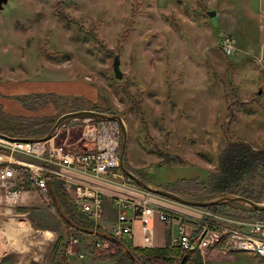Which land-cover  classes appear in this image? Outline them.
Instances as JSON below:
<instances>
[{
  "label": "rangeland",
  "instance_id": "rangeland-1",
  "mask_svg": "<svg viewBox=\"0 0 264 264\" xmlns=\"http://www.w3.org/2000/svg\"><path fill=\"white\" fill-rule=\"evenodd\" d=\"M54 1L2 2L0 87L17 80L19 88H0L4 90L0 95L1 132L16 135L32 121L30 117L39 118L33 117L34 108L22 104L25 95L19 92L27 84L47 81L51 71L47 73L45 65H59L54 76L86 79L96 96L82 99L122 118L126 129L124 165L148 186L163 189L176 180L195 179L197 186L190 184L182 193L207 199L208 171L216 166L224 134L253 146L264 143V0H63L62 9L85 28L92 25L110 49L115 47L132 6L138 5L134 31L113 56L105 55L76 23L67 25L59 19ZM208 11L214 12L208 15ZM226 35L236 47L231 56L220 48V39ZM115 54L119 55L121 78H116L112 69ZM124 76L133 79L131 94L142 95L143 121L121 89ZM62 107L58 105L48 116H58ZM17 116L29 119L24 122ZM78 137L72 132L67 141L72 145ZM156 147L182 157L185 163L158 165L161 158ZM257 181L253 194L263 196L264 180L259 186ZM21 191L22 196L11 198L8 205V246L18 227L23 230V248L18 253L9 248L1 255L0 264H65L53 248L61 237L58 249H64L68 236L50 198L31 186ZM230 205L214 213L235 212L237 203ZM212 251L201 255L207 264H224L223 257H227L225 264H264L251 254L227 253L220 248ZM84 254L82 258L68 257V264H114ZM154 263L161 264V260Z\"/></svg>",
  "mask_w": 264,
  "mask_h": 264
},
{
  "label": "built area",
  "instance_id": "built-area-1",
  "mask_svg": "<svg viewBox=\"0 0 264 264\" xmlns=\"http://www.w3.org/2000/svg\"><path fill=\"white\" fill-rule=\"evenodd\" d=\"M220 48L225 55H233L236 51L233 38L223 36ZM106 115L65 118L53 124L51 136L45 140H23L0 132V187L8 201L19 198L21 189L27 186L49 197L48 181L59 180L77 210L94 222V229L100 227L124 243H130L133 225L138 221L140 247H156L154 224L159 222L166 228V245L180 247L182 252L198 249L205 257L220 247L222 252H244L264 258V222L221 223L214 221L208 212L195 215L198 211L194 206H189L191 213L171 208L156 202L161 195L141 187L126 175L120 167L121 123ZM72 132L79 137L71 145L67 139ZM107 207L115 213L110 224ZM95 233L94 230L88 235L95 253H111L113 244ZM64 254L84 256L78 238L68 236Z\"/></svg>",
  "mask_w": 264,
  "mask_h": 264
},
{
  "label": "trees",
  "instance_id": "trees-1",
  "mask_svg": "<svg viewBox=\"0 0 264 264\" xmlns=\"http://www.w3.org/2000/svg\"><path fill=\"white\" fill-rule=\"evenodd\" d=\"M63 5V0H55L53 2L54 14L59 19L65 21L67 25L76 23L79 31H83L85 36L92 40L93 44H98L101 49H103L105 55L113 56L115 52H120L121 47H123V44L134 31V19L138 12L137 4L132 6L130 15L125 18V27L120 33L115 47L111 49L105 47V44L99 38V35L94 32V27L92 25L85 28L81 23L77 22L78 20L72 18L64 9H62ZM124 78L125 79L121 85V89H123L124 94L131 101V107L135 109L136 116L143 121L142 95L138 94L133 96L130 92V86L133 84V79L129 76H124ZM55 96L56 95L52 93L25 96V98L22 99V104L26 107L33 108L34 106H43L47 103H51L55 108L58 105H63V111H61L58 116L51 115L34 119L30 117L32 121L22 127L21 130L18 129L20 133L13 136L32 139L40 138L51 130L53 124L61 115L68 112L85 109L97 110L103 113L106 112L105 109H97L93 107L90 101L82 99L81 97ZM16 118L21 119L24 122L29 119V117L25 118L22 116H18ZM38 126L44 127V131L41 132V128ZM35 129H37V131H35ZM45 132L47 133L44 134ZM224 136L225 144L217 156L216 166L208 171V180L205 185L206 187L204 188L205 193L209 196L207 199L203 197H190L188 194L184 192L182 193L183 188H188L190 184L195 185V179L176 180L163 189L178 194L183 198L198 201L211 200L225 195L232 197L243 196L254 202L262 201L261 199H264L262 194L254 195L253 191L256 186L255 179H258L257 186H259V181L264 180V143L253 146L245 139H233L228 133L224 134ZM155 151L161 158L158 165H182L185 163V159L179 157L178 155L162 151L157 147ZM196 186L197 185H195V187ZM48 191L52 206L54 207L59 219L63 222L67 236L78 238L83 254L84 252H86V254L91 253L95 259L112 260L114 261V264H147L149 261L151 264H155L154 262L158 259L161 260V264H179L181 258L186 252H182L180 247H168L167 245L164 247L143 248L140 247V245H133L127 241L124 243L121 240L113 238L107 232L102 231L100 227H96V229H94V222L77 210L76 206L70 201L69 196L63 190L61 181H48ZM232 202L237 203V201L229 200L220 201L206 206V208L212 212H216L221 207L226 205L231 206L230 204H232ZM234 208L238 212L236 213L235 211L234 213H230L234 218L264 221V209L259 210L250 206H245L244 208H238V206H235ZM226 212L227 211H225L224 214ZM94 230L96 231L95 234L101 239L108 240L113 244L114 250L111 253H108L107 255H97L95 253L91 239L88 236L89 233ZM60 241L61 237L57 239L53 251H58L61 261L68 264V257L64 254V250L58 249ZM88 241H90V244ZM187 261H189L190 264H207L202 260L201 253L198 249H193L190 252V255L186 259V262Z\"/></svg>",
  "mask_w": 264,
  "mask_h": 264
},
{
  "label": "crops",
  "instance_id": "crops-1",
  "mask_svg": "<svg viewBox=\"0 0 264 264\" xmlns=\"http://www.w3.org/2000/svg\"><path fill=\"white\" fill-rule=\"evenodd\" d=\"M56 66H59V65H50L49 67H47L45 65L44 68H47V73H49V71H51V74L49 73V78L46 79L47 81H41L38 83L27 84L26 87L21 89L19 93H23V95H25V96H28L27 94L32 96V95H37V94L52 93L54 95L58 94V95H61L64 97L65 96H76V97H81V98L83 97L84 98L85 95H89L90 97L95 98L96 91L92 86H90L88 84L86 79H84L82 77L77 78V77H73V76H57V75L54 76L52 73L61 69V67L59 69H55ZM10 71L13 72V68H10ZM2 75H3L2 71L0 70V83H3L1 81ZM5 84L6 85H2L1 87L7 86L9 91L18 90V88H19V85H18L19 81H17V80L9 81V83L7 82ZM3 91L4 90H0V95H2ZM1 98L2 97H0V101H1ZM10 105L12 108H15L16 110L20 109L19 106L14 104V103H10ZM1 106L3 107V105L0 103V107ZM33 108L35 109V115L33 117L48 116L49 114L55 113V110H54L55 107L51 103H47L45 106H42L41 108H37L36 106H34ZM44 114H46V115H44ZM150 187H152V186H150ZM152 188H161V187H154L153 186ZM22 194H23V192L21 193L20 197L22 196ZM263 197H264V195H263ZM156 202H159V203L164 204L166 206H169L171 208L186 211L188 213L192 212L191 207H189V205H184L182 203H179L173 199H169V198L164 197V196H161V199H158ZM258 203H261V202H258ZM8 205H9V201L7 199V196H6V192L3 188L0 187V257L2 254H6V252H8L9 248L12 252H17V253L19 252V250H21V248H23V238H24L22 235L23 230L21 228H18V227H16L14 233L9 231L10 233L14 234V238H12L11 239L12 241L9 243L10 247L8 246V240H9V238H8V236H9L8 227H9V223H10L8 220V213H9V206ZM234 206H238V208L239 207L244 208L245 206H249V205H247L243 201H237V205H234ZM194 207L198 211L195 215H198V216L201 215L202 216L205 212H208L211 214L209 216H212L213 220L216 222H221V221H219V219H223V220L227 219V220H234V221H248V220H243V219H239V218H234L229 213L227 215H220L219 216V215L215 214L214 212L210 211L208 208H206V206H204V207L194 206ZM193 212H195V209H193ZM231 213H234V212H231ZM17 214L21 215L18 212H17ZM213 214L216 215V217L213 216ZM107 218H108L107 224L112 223L115 219V213L109 207H107ZM234 221L232 223V226L235 224ZM258 221H260V220H258ZM262 222H264V221H262ZM221 223H224V222H221ZM158 233H159V235H158ZM154 234H155L154 235L155 246L156 247H164L167 243V236H166L167 232H166L165 226L162 223L156 222L154 224ZM140 236H141L140 223L138 221H136L133 225V235H132V238L130 240V243H132L133 245H140ZM214 251H215V249H214ZM212 252H213L212 250L209 251L210 254ZM240 253H242V252H240ZM252 257H256L257 260L264 262V258L261 256L253 255ZM202 260L204 261L203 257H202ZM223 260L224 261H222V263H224V264L227 263V257H223ZM204 263H206V262H204Z\"/></svg>",
  "mask_w": 264,
  "mask_h": 264
},
{
  "label": "water",
  "instance_id": "water-1",
  "mask_svg": "<svg viewBox=\"0 0 264 264\" xmlns=\"http://www.w3.org/2000/svg\"><path fill=\"white\" fill-rule=\"evenodd\" d=\"M6 1V0H0V9L2 8V2ZM214 11H208V15H212ZM112 69L114 72V76L116 78H121L122 77V71L120 70L119 67V55L115 54L113 57V61H112ZM76 115H93V116H107L105 113L96 111V110H90V109H85V110H80V111H74V112H68L65 113L63 115H61L57 120H56V124H58L61 120L68 118V117H72V116H76ZM115 117L117 118L120 123H121V127H122V141H121V148H120V167L123 170V172L130 176L131 179L137 183L138 185H140L141 187L151 190L156 194H159L161 196L167 197L169 199H173L177 202H180L184 205H189V206H198V207H204V206H209L215 203H218L220 201H243L245 202L247 205H249L252 208L255 209H259V210H263L264 209V202L258 203V202H254L246 197L243 196H221L218 198H214L211 200H203V201H198V200H191V199H186L181 197L178 194H175L173 192L161 189V188H152L150 186H148L145 182H143L139 177H137L135 174H133L131 171H129L123 162V156H124V152L126 149V129H125V125L122 121V118L119 115H109V117ZM55 124V125H56ZM51 136V132H48L46 135L42 136L41 140H45L48 139ZM23 140H25V138H23ZM191 250L188 249L185 254L183 255V257L181 258L179 264H184V262L186 261L187 257L190 255Z\"/></svg>",
  "mask_w": 264,
  "mask_h": 264
}]
</instances>
